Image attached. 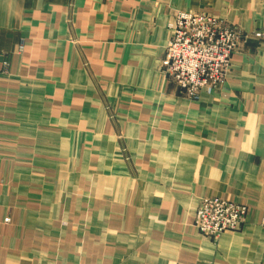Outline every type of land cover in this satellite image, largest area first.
Returning <instances> with one entry per match:
<instances>
[{
	"label": "crops",
	"instance_id": "obj_1",
	"mask_svg": "<svg viewBox=\"0 0 264 264\" xmlns=\"http://www.w3.org/2000/svg\"><path fill=\"white\" fill-rule=\"evenodd\" d=\"M178 11L241 35L197 99L161 65ZM258 33L264 0H0V264H264ZM206 196L246 223L201 234Z\"/></svg>",
	"mask_w": 264,
	"mask_h": 264
},
{
	"label": "built area",
	"instance_id": "obj_2",
	"mask_svg": "<svg viewBox=\"0 0 264 264\" xmlns=\"http://www.w3.org/2000/svg\"><path fill=\"white\" fill-rule=\"evenodd\" d=\"M168 27L171 35L161 62L165 75L194 99L223 85L238 47L239 32L217 16L189 11H178ZM256 35L264 38V34ZM0 60V72H6L7 55L0 53ZM247 217L245 204L206 196L195 212L194 224L201 234L216 238L241 228Z\"/></svg>",
	"mask_w": 264,
	"mask_h": 264
},
{
	"label": "rangeland",
	"instance_id": "obj_3",
	"mask_svg": "<svg viewBox=\"0 0 264 264\" xmlns=\"http://www.w3.org/2000/svg\"><path fill=\"white\" fill-rule=\"evenodd\" d=\"M207 14V13H206ZM212 15V14H211ZM215 16V15H214ZM218 17V16H217ZM169 28V27H168ZM220 87V86H219ZM218 88V87H217ZM6 220H8V218L6 219Z\"/></svg>",
	"mask_w": 264,
	"mask_h": 264
}]
</instances>
